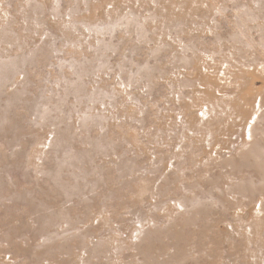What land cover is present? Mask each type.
I'll list each match as a JSON object with an SVG mask.
<instances>
[{"label": "rangeland", "instance_id": "obj_1", "mask_svg": "<svg viewBox=\"0 0 264 264\" xmlns=\"http://www.w3.org/2000/svg\"><path fill=\"white\" fill-rule=\"evenodd\" d=\"M0 264H264V0H0Z\"/></svg>", "mask_w": 264, "mask_h": 264}]
</instances>
